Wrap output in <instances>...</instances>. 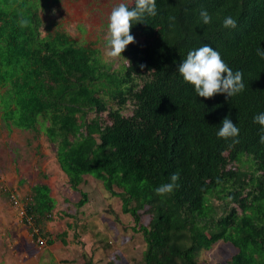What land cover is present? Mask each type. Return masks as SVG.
<instances>
[{"label":"trees","instance_id":"16d2710c","mask_svg":"<svg viewBox=\"0 0 264 264\" xmlns=\"http://www.w3.org/2000/svg\"><path fill=\"white\" fill-rule=\"evenodd\" d=\"M46 3L0 0V110L7 128L42 133L57 146L58 167L70 190L80 192L75 206L88 200L79 190L87 177L120 200L144 243L137 264H201L200 254L218 241L236 250L228 264H264V144L253 122L264 113V59L257 54L264 50V0H156V16L132 22L134 43L117 67L63 30L43 31L39 11ZM124 4L131 10L135 0ZM229 16L234 29L223 27ZM204 45L243 73L241 93L206 99L184 81L179 64ZM127 104L131 114L124 116ZM226 116L237 137L217 136ZM173 173L174 190L158 196L155 189ZM29 197L28 210L46 236L43 222L55 204L50 188L36 182ZM85 264L97 263L87 257Z\"/></svg>","mask_w":264,"mask_h":264},{"label":"rangeland","instance_id":"374dc122","mask_svg":"<svg viewBox=\"0 0 264 264\" xmlns=\"http://www.w3.org/2000/svg\"><path fill=\"white\" fill-rule=\"evenodd\" d=\"M125 2L131 0H47L39 11L41 28L45 31V27L50 26L52 30L65 31L77 43L98 48L102 59L117 67L124 59L105 55L108 23L112 9ZM131 109L127 104L122 114L130 115ZM99 115L105 123H110L107 111ZM56 148L42 133L8 129L0 110L2 184L7 191L29 197L32 183L43 181L49 185L50 195L55 200L50 218L42 227L55 245L48 247L46 243L39 248L16 215L7 192L0 188V264H85L87 257L97 264H137L144 243L140 233L132 228L131 216L121 212L120 200L111 196L101 182L87 177L79 190L87 193L88 200L80 207L75 206L80 192L70 190L56 162ZM147 220L144 215L140 223L146 224ZM11 223L15 226L13 231L19 234L17 238L11 234ZM235 251L229 243L218 241L204 250L199 260L201 264H228Z\"/></svg>","mask_w":264,"mask_h":264},{"label":"clouds","instance_id":"9594fccd","mask_svg":"<svg viewBox=\"0 0 264 264\" xmlns=\"http://www.w3.org/2000/svg\"><path fill=\"white\" fill-rule=\"evenodd\" d=\"M145 14L156 16V0H135V7L131 10L124 3L114 7L109 16L107 44L105 55L111 59H118L126 47L134 43L130 34L132 22H142ZM200 18L203 24L211 23V16L207 10H201ZM174 19V18H173ZM26 21H21V26H26ZM224 28H236L237 21L226 17L223 21ZM257 54L264 59V50L258 49ZM129 62V61H128ZM130 64V63H129ZM141 68L145 67L140 65ZM178 72L184 81L193 85L198 97L212 98L216 94H226L233 97L244 90L243 73L233 70L224 62L220 53L209 45H204L190 51L178 66ZM253 122L261 126L260 143L264 144V113L253 117ZM239 135V128L226 116L222 122L217 136L223 139L234 138ZM178 173H173L171 182L162 184L155 189L158 196L171 193L178 181Z\"/></svg>","mask_w":264,"mask_h":264},{"label":"built area","instance_id":"2783aa9c","mask_svg":"<svg viewBox=\"0 0 264 264\" xmlns=\"http://www.w3.org/2000/svg\"><path fill=\"white\" fill-rule=\"evenodd\" d=\"M3 177L0 175V188L7 192L8 200L14 207L16 215L28 230L31 240L40 248L46 245L47 237L43 236L40 226L36 223L34 215L29 212L30 197H20L15 191H7L2 184Z\"/></svg>","mask_w":264,"mask_h":264},{"label":"crops","instance_id":"0c3cea01","mask_svg":"<svg viewBox=\"0 0 264 264\" xmlns=\"http://www.w3.org/2000/svg\"><path fill=\"white\" fill-rule=\"evenodd\" d=\"M38 182H40V183H45V184H47L46 182H43V181H38ZM36 182H34V183H32V185L30 186V192H31V188H32V186L35 184ZM48 185V184H47ZM49 186V185H48ZM30 194V193H29ZM13 223H11L9 226V228L13 231V229L15 228V226H13L12 225ZM15 224V223H14ZM16 225V224H15ZM22 228V227H21ZM25 231H26V229H25ZM24 231V233H26ZM12 234V236L14 237V238H17L18 236H19V234H18V232H16V231H13V233H11ZM22 236L23 237H25V238H27V236H26V234L24 235V234H22ZM62 242H63V240H62ZM14 244H16V243H14ZM55 245V241L53 240L51 243H48L47 245H48V247H50V246H52V245ZM13 246H15V245H13Z\"/></svg>","mask_w":264,"mask_h":264}]
</instances>
